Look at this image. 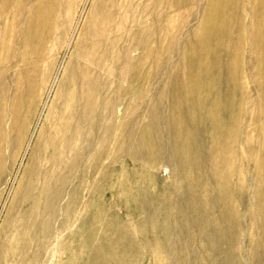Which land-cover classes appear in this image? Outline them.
Here are the masks:
<instances>
[{"label":"rangeland","instance_id":"1","mask_svg":"<svg viewBox=\"0 0 264 264\" xmlns=\"http://www.w3.org/2000/svg\"><path fill=\"white\" fill-rule=\"evenodd\" d=\"M58 1L0 0V264H128L125 262L129 260L133 264H165L161 251L156 261L148 253L153 244L166 242L158 234L162 230L160 228L175 231L186 227L196 231L195 217L186 211L183 200H179L184 193L194 194L193 185L174 175L172 166L153 163L148 167L144 160L133 163L126 153L114 154L113 145H110L103 161L92 158L87 167L78 172L71 189H76L80 205L69 207L70 198L65 195L62 211L60 209L55 218L44 209L36 211L31 203L25 202L26 205L22 206L24 190L31 182V171L45 164L40 152L49 134L50 120L47 118L51 119V114L55 113L59 97L64 92L60 85L78 72L80 45L87 40L94 8L105 0H77L69 12L61 13L57 7L61 1ZM132 7L137 13L124 26L131 27L135 20V27L140 32L136 35L138 50L133 55L126 53L128 47L124 41L122 51L117 52L124 53L119 64L126 67L127 60L131 58L135 59L138 68H153L163 62L169 64V76L162 82L158 81V88L151 94L166 86L163 95H166L164 106L167 112L175 107V89L179 86L175 77L186 79L192 71V61L199 56L195 41L213 27V22H219L223 35L214 40L218 43L211 52L220 59L222 67L216 68L211 78L223 83L232 82L236 105V153L240 159L238 169L241 162L244 163L242 169L246 177L247 201L239 211L242 216L257 214V181L263 175L261 161L264 157V40L260 37V27L264 25V0H141ZM164 13L170 16L169 23H165V18L159 19ZM60 16L62 24L52 29L59 38L51 51L52 45L49 39L44 38L45 32L50 30V21ZM47 18L48 24L45 23ZM165 24L168 28L171 24L173 26L164 34L162 39L165 41L160 47L155 44L159 38L156 33L158 27ZM214 41L209 40V43L213 45ZM41 48L51 51L47 52L42 63L43 67L51 68L49 82L44 90L37 87V106L26 105L20 121L13 123L12 110L16 107L17 94L19 91H33L24 81L35 79L41 70L31 58L33 51ZM18 55H24L25 63L32 64L29 74L25 73L26 64ZM233 59L235 67L231 71ZM66 67H69V74L64 73ZM21 79H24V84H20ZM129 90L137 98L140 96L136 90ZM124 101L114 119L116 126L121 123L122 108L129 105V108L140 109L139 113L144 108L136 100L131 99L129 103L127 98ZM145 125L144 119L139 132L133 136L134 151L136 145H145ZM112 138L121 144L128 143L127 136L123 139L115 134ZM168 141L173 150V144L179 139L170 136ZM202 174L203 168L199 166L196 175ZM238 182L237 171L234 178L236 188ZM35 184H40V181ZM200 186L198 182L197 187ZM155 204L164 210L154 217ZM41 213L47 214L43 217ZM165 220L167 225L154 226ZM32 223L35 224L30 227ZM242 227L247 232L241 233L236 262L231 264H255L264 253L260 240L263 231L250 222L249 217L243 220ZM41 228L44 236L39 240ZM120 230L125 232L124 237L118 236ZM147 242L150 244L148 249ZM134 251L141 255L124 260Z\"/></svg>","mask_w":264,"mask_h":264},{"label":"bare ground","instance_id":"2","mask_svg":"<svg viewBox=\"0 0 264 264\" xmlns=\"http://www.w3.org/2000/svg\"><path fill=\"white\" fill-rule=\"evenodd\" d=\"M59 1L61 2L57 7L60 13L69 12L77 2ZM136 1L141 0H105L94 8L90 31L86 38L89 42L85 40L81 43L77 57L79 70L69 77L68 82L60 85L64 92L59 97L55 113L51 114V119L47 118L50 120L49 134L40 152L45 164L41 165L42 168L31 171V182L29 181L28 187L26 186L24 190L22 206L26 205L25 202L31 203L36 211L44 209L55 218L62 208L65 201L62 198H65V195L70 198L69 207L78 205L76 189H71L78 172L81 168L87 167L92 158L94 160L98 158V162L103 161L109 146L113 145L114 154L126 153L133 163L144 160L148 167L153 163L172 166L174 175L177 174V177L186 179L189 185H193L194 194L184 193L179 200H183L186 211L195 217L196 231L186 227L175 231L172 228H160L162 230L158 234L164 237L166 242L162 245L153 244L148 253H151L154 260H157V255L161 251L166 259L165 264H231L236 262V248L240 246L239 237L244 231L247 232L245 227H242L246 217L263 231L260 240L262 239L264 248V157L261 161L263 175L257 181L258 212L242 216L239 208L243 209L247 201L246 177L242 169L244 163L241 162L242 166L240 170L238 169L240 159L236 153L234 90L231 87L232 82L223 83L217 78H211L215 69L222 67L220 59L211 51H214L218 43L214 40L223 35V31L220 30L219 22L218 24L213 22V27L195 41V46L199 49L198 52L200 51L199 56L192 61V71L186 79L175 77V82L179 83L173 100L175 107L167 112L164 106L166 95H163L166 86L159 88L154 95L151 94L153 89L158 88L156 83L166 80L169 76V64L163 62L153 68L146 66L138 68L133 58L127 60L126 67L119 64L124 53L117 52L122 51L124 41L128 47L126 51L124 50L126 53L133 55L138 50L136 35L140 32L135 27V20L131 27L124 26V23L137 13L132 7ZM137 16L139 17V14ZM161 18H165L163 19L165 23H169L168 14H162L159 19ZM45 23H49L48 18ZM61 24V16L56 17L50 21V30L45 32L44 38L49 39L51 51L59 38L52 29L58 28ZM169 28L167 24L158 27V30L156 28L159 38L155 40V44L161 47L165 41V38H162ZM260 29V37L264 40V25ZM209 40H212V43L214 41V44H210ZM51 51L44 48L33 51L31 57L35 60L33 64L41 70L37 72L38 76L34 73V76H37L35 79L27 80L26 77L27 81L20 80V84H24V81L33 91H19L17 94L16 107L12 110L13 123L20 121V114L26 105L29 104V107L33 108L37 106L39 97L37 87L44 90L51 76L50 66L43 67V59H46L47 52ZM148 52L150 54V51ZM160 53L162 54V50ZM23 56L18 55L21 62L26 64L25 73L29 74L32 64L25 63ZM229 56L232 57V53ZM234 67L233 59L230 70L233 71ZM64 73H70L69 67L65 68ZM55 81L54 78L53 83ZM129 89L136 90L140 96L137 98ZM127 98L129 103L136 100L135 102L142 103L144 108L140 113V109L129 108V105L122 108L121 123L116 126L115 116ZM144 119L145 145H136L134 151L133 136L139 132ZM115 134L123 139L127 136L128 143L121 144L114 138L112 140L111 137ZM170 136L179 139V142L172 146L174 151L168 141ZM199 166L203 168L202 176L196 175ZM237 171L239 182L236 188L234 178ZM38 180L40 184H35ZM198 182L200 187H197ZM199 194L202 195L197 198L196 195ZM163 210L161 205L155 204L154 217ZM43 214L41 213V216ZM34 224L32 223L30 227ZM163 224L167 225L166 220L158 221L154 226ZM39 232L41 240L44 230L41 228ZM125 235L124 231H118L119 237ZM196 235L197 239L194 240ZM156 239L155 235L154 240ZM149 246L147 242V249ZM138 254L141 255L139 251L131 252L124 260L134 258ZM259 257L260 260L255 264L264 263V253L263 257ZM130 262L131 260L125 263L133 264Z\"/></svg>","mask_w":264,"mask_h":264}]
</instances>
